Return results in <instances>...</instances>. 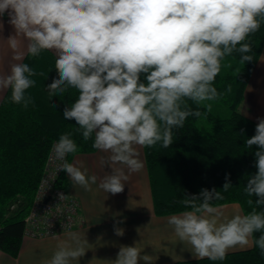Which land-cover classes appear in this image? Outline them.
Returning <instances> with one entry per match:
<instances>
[{"label": "clouds", "instance_id": "clouds-1", "mask_svg": "<svg viewBox=\"0 0 264 264\" xmlns=\"http://www.w3.org/2000/svg\"><path fill=\"white\" fill-rule=\"evenodd\" d=\"M5 15L14 29L7 38L14 52L21 38L31 57L55 51L57 77L46 86L49 98L69 89L77 93L63 110V118L74 120L76 127L61 134L52 149L53 158L63 161L60 170L85 190L97 184L98 177L89 175L83 162L66 161L79 151L73 139L79 133L107 153L99 163L110 172L98 187L115 195L144 167L138 146L168 148L174 129L183 128L189 116L201 115L184 98L199 105L221 95L213 81L222 58L237 53L242 62L253 61L250 34L264 23V0H0V20ZM23 58L16 52L18 62L0 74V91L10 89V101L26 109L34 102L28 93L36 85L33 77L44 73L19 62ZM253 146L256 171L244 187L248 197H255L247 201L255 205L250 212L224 215L214 203L223 200L221 191L205 188L179 201L190 210L168 217L175 236L191 246L195 258L223 261L237 246H255L264 258V118H258L255 134L245 140L246 149ZM229 175L223 192L233 186ZM114 233L122 237L124 229L114 226ZM67 236L53 235L59 243L43 264H78L87 241L77 232ZM140 261L154 264L136 243L121 245L109 264Z\"/></svg>", "mask_w": 264, "mask_h": 264}, {"label": "trees", "instance_id": "trees-1", "mask_svg": "<svg viewBox=\"0 0 264 264\" xmlns=\"http://www.w3.org/2000/svg\"><path fill=\"white\" fill-rule=\"evenodd\" d=\"M258 19H260L258 17ZM252 62H242L239 54L221 59V69L213 86L221 93L216 99L199 105L184 98L199 117L189 116L183 128L174 129V143L168 148L156 145L143 147L154 211L157 215L181 213L186 209L180 200L185 195H198L201 189L221 191L220 207L238 204L243 214L249 205L244 192L248 175L254 174L256 150L246 149L245 140L255 134L258 122L241 112L245 87L264 47V23L250 34ZM243 43V42H242ZM56 57L45 50L38 57L26 56L38 73L36 85L28 90L33 103L24 108L10 101L7 90L0 102V251L16 256L24 236V219L29 211L51 144L66 132H72L75 121L65 120L63 110L77 98L74 89L49 98L46 86L57 77ZM49 69H52L49 72ZM230 88V91L228 90ZM55 105V107L53 106ZM243 130V132L241 131ZM79 151L67 156L69 163L77 154L92 153L93 140L85 141L74 133ZM226 174L232 187L223 192ZM56 185L68 191L69 181L64 171ZM260 210V209H258ZM256 237L259 233L255 234ZM170 264H264L257 247L229 251L223 261L208 258L188 259Z\"/></svg>", "mask_w": 264, "mask_h": 264}, {"label": "crops", "instance_id": "crops-1", "mask_svg": "<svg viewBox=\"0 0 264 264\" xmlns=\"http://www.w3.org/2000/svg\"><path fill=\"white\" fill-rule=\"evenodd\" d=\"M0 22L3 24L0 28V74H8L11 64L18 62L13 60L16 52L24 53L23 60L19 62L26 58L27 41L21 38L19 48L14 52L7 44V38L14 34V29L8 23L6 15ZM48 51L56 57L54 50ZM6 92L7 90L0 91V102ZM241 112L256 122L258 118H264V47L245 87ZM138 151L143 169L131 174L124 191L115 195L105 193L98 187L100 178L110 172V168H102L99 163L100 158L107 153L95 150L92 153L77 154L69 162H83L88 174L98 177L97 184L92 185L91 190H85L74 185L65 173L69 181L68 191L80 202L82 222L74 229L56 236L60 240H66L69 232H77L82 239L85 238L86 252L79 258L78 264H109V261L116 259L121 245L134 246L136 243L145 254L153 256L154 264L195 259L191 246L182 243L167 223L168 217L176 214L155 213L143 147L138 146ZM114 226L124 229L122 237L115 235ZM58 243L59 240L53 239V236L24 237L16 256L0 251V264H43V261L51 258ZM245 248L249 247L237 246L229 251ZM72 264L77 262L72 261ZM139 264L143 262L140 261Z\"/></svg>", "mask_w": 264, "mask_h": 264}, {"label": "built area", "instance_id": "built-area-1", "mask_svg": "<svg viewBox=\"0 0 264 264\" xmlns=\"http://www.w3.org/2000/svg\"><path fill=\"white\" fill-rule=\"evenodd\" d=\"M56 141L51 144L36 192L24 219L25 237L53 236L70 231L82 222L79 200L69 191L56 185L62 172L60 165L63 163L53 158L52 149ZM60 193L69 195V198L60 201Z\"/></svg>", "mask_w": 264, "mask_h": 264}, {"label": "rangeland", "instance_id": "rangeland-1", "mask_svg": "<svg viewBox=\"0 0 264 264\" xmlns=\"http://www.w3.org/2000/svg\"><path fill=\"white\" fill-rule=\"evenodd\" d=\"M221 210L223 211L224 215L231 217L232 215L235 214H242L240 207L238 204H229V205H225L223 207H220Z\"/></svg>", "mask_w": 264, "mask_h": 264}]
</instances>
